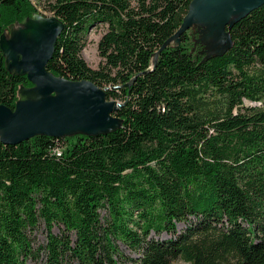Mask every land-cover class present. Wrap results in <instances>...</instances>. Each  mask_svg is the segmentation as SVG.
<instances>
[{
  "label": "trees",
  "instance_id": "obj_1",
  "mask_svg": "<svg viewBox=\"0 0 264 264\" xmlns=\"http://www.w3.org/2000/svg\"><path fill=\"white\" fill-rule=\"evenodd\" d=\"M45 1L64 22L48 69L106 87L124 125L0 142V264H264V3L225 25L223 51L196 57L186 30L153 68L194 0ZM37 12L0 0V35ZM98 24L108 29L95 69L82 51ZM32 85L0 47V105Z\"/></svg>",
  "mask_w": 264,
  "mask_h": 264
},
{
  "label": "water",
  "instance_id": "obj_2",
  "mask_svg": "<svg viewBox=\"0 0 264 264\" xmlns=\"http://www.w3.org/2000/svg\"><path fill=\"white\" fill-rule=\"evenodd\" d=\"M234 0H212L190 10L181 28L155 53H159L196 20L225 9ZM250 0L244 13L263 4ZM64 22L55 15L37 12L16 22L0 35L6 69L26 75L32 86L18 89L14 108L0 105V142L17 145L36 135L65 138L77 134L106 135L121 129L124 119L117 115L122 103L108 98V89L90 80H72L56 75L47 67Z\"/></svg>",
  "mask_w": 264,
  "mask_h": 264
},
{
  "label": "rangeland",
  "instance_id": "obj_3",
  "mask_svg": "<svg viewBox=\"0 0 264 264\" xmlns=\"http://www.w3.org/2000/svg\"><path fill=\"white\" fill-rule=\"evenodd\" d=\"M34 3L37 5L38 9L41 11V13H44L46 15H53V13L49 10L47 1L45 0H33ZM212 0H194L192 3L191 10L196 9L200 5H204L209 3ZM244 13H237L234 14L230 18H225L220 22L215 23H197L193 24L189 29L190 37H191V51L196 57L204 58L212 54L219 53L223 51L230 43V35L226 30L225 25L227 23L233 22L236 18L243 15ZM108 25L107 24H98L97 26H94L87 35V42L86 46L84 47L82 51V56L88 63V65L92 68H98L102 58L99 53V41L103 34L107 31ZM173 44H178L175 40L172 42ZM247 105L253 104L249 101L246 102ZM102 216L105 215L106 211L103 209L101 210ZM185 223L178 222L177 223V230H183L185 228ZM54 232L56 234H59L61 232V228L58 224H56L53 228ZM155 237H159L162 239H167L170 237V234L162 233L160 235L155 234ZM34 246L37 249L39 246L45 245L47 242V231L45 228V223L41 222L39 228L35 231L34 236ZM120 247L124 252L129 256H136L137 252L131 250L128 248L125 244L120 243ZM43 256V251H42ZM42 258V257H41ZM183 263L182 260H179L177 262ZM30 264H44V261L37 260L36 261H30ZM77 264V263H72ZM120 264H134V261L131 259H127L124 263L121 262Z\"/></svg>",
  "mask_w": 264,
  "mask_h": 264
},
{
  "label": "bare ground",
  "instance_id": "obj_4",
  "mask_svg": "<svg viewBox=\"0 0 264 264\" xmlns=\"http://www.w3.org/2000/svg\"><path fill=\"white\" fill-rule=\"evenodd\" d=\"M249 4H250V0H234L225 9L221 10L220 12L206 14L204 16L199 17L196 20L195 24L220 22L225 18L232 17L234 14L244 13L247 9V5Z\"/></svg>",
  "mask_w": 264,
  "mask_h": 264
},
{
  "label": "built area",
  "instance_id": "obj_5",
  "mask_svg": "<svg viewBox=\"0 0 264 264\" xmlns=\"http://www.w3.org/2000/svg\"><path fill=\"white\" fill-rule=\"evenodd\" d=\"M62 152L61 151H58V154H61Z\"/></svg>",
  "mask_w": 264,
  "mask_h": 264
}]
</instances>
